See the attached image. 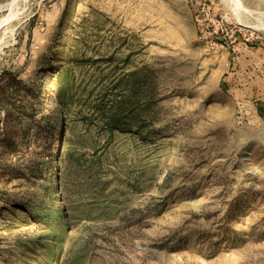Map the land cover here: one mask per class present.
<instances>
[{"label": "rangeland", "instance_id": "rangeland-1", "mask_svg": "<svg viewBox=\"0 0 264 264\" xmlns=\"http://www.w3.org/2000/svg\"><path fill=\"white\" fill-rule=\"evenodd\" d=\"M51 66L0 264H264V0H0V86Z\"/></svg>", "mask_w": 264, "mask_h": 264}, {"label": "trees", "instance_id": "trees-1", "mask_svg": "<svg viewBox=\"0 0 264 264\" xmlns=\"http://www.w3.org/2000/svg\"><path fill=\"white\" fill-rule=\"evenodd\" d=\"M51 68L48 69L53 70L50 83H48L50 88L48 95L45 93V96H42L45 90L32 91V89L22 86L21 82L14 78L9 79L6 84L0 86V136L6 137L2 138L1 143L9 149L7 150L8 154L19 152V144L14 142L13 135L20 132L24 134L31 131L39 132L40 125L36 117L37 114L42 113V106L62 103V97L53 88L57 73V76H59L57 80L62 79V71L60 69L59 72L55 66H51ZM41 86L44 89L46 87L44 83ZM55 112H61V110H51L52 114ZM112 120L115 123L117 122L116 117H113ZM50 129H54V127L51 126Z\"/></svg>", "mask_w": 264, "mask_h": 264}, {"label": "bare ground", "instance_id": "bare-ground-1", "mask_svg": "<svg viewBox=\"0 0 264 264\" xmlns=\"http://www.w3.org/2000/svg\"><path fill=\"white\" fill-rule=\"evenodd\" d=\"M51 76V73H49V75H48V83H50V77ZM46 77V75L44 76V78ZM47 81V80H46ZM45 83V82H44Z\"/></svg>", "mask_w": 264, "mask_h": 264}]
</instances>
